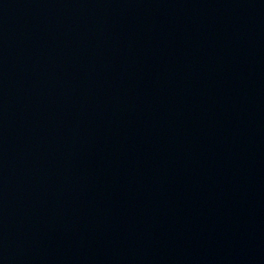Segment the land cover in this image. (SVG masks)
Returning a JSON list of instances; mask_svg holds the SVG:
<instances>
[{
	"label": "water",
	"instance_id": "obj_1",
	"mask_svg": "<svg viewBox=\"0 0 264 264\" xmlns=\"http://www.w3.org/2000/svg\"><path fill=\"white\" fill-rule=\"evenodd\" d=\"M0 264H264V0H0Z\"/></svg>",
	"mask_w": 264,
	"mask_h": 264
}]
</instances>
